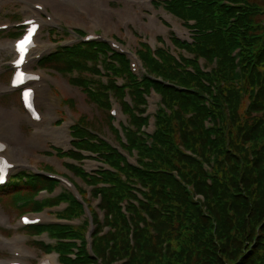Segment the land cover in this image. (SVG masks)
<instances>
[{"label":"trees","instance_id":"1","mask_svg":"<svg viewBox=\"0 0 264 264\" xmlns=\"http://www.w3.org/2000/svg\"><path fill=\"white\" fill-rule=\"evenodd\" d=\"M165 7L192 28V42L172 39L192 59L177 61L163 50L153 56L142 46L147 77L140 80L123 56L107 57L103 44H80L50 62L61 71L75 70L74 82L100 111L108 109L110 93L122 97L126 86L135 104L123 106L131 126L123 149L136 153V166L98 140L84 117L75 128L74 148L99 153L110 169L88 176L74 168L100 196L104 215L100 220L91 211V253L85 224L41 228L57 240L63 264H264V0H167ZM99 61L106 82L99 79ZM115 78L125 80L123 88ZM151 88L161 100L148 135L140 105ZM40 183L52 187L41 178L32 188ZM58 201L69 206L60 216L82 215L70 195L51 203ZM75 239L81 247L71 258L76 244L69 241Z\"/></svg>","mask_w":264,"mask_h":264},{"label":"rangeland","instance_id":"2","mask_svg":"<svg viewBox=\"0 0 264 264\" xmlns=\"http://www.w3.org/2000/svg\"><path fill=\"white\" fill-rule=\"evenodd\" d=\"M35 1L40 5H44L41 0H0V25L8 24L9 28L6 31L0 32V135L5 136L7 130L15 127L19 133L24 137H30L35 133V129L29 125L21 111L18 100V92L11 91L8 88L10 51L12 42L21 33V28L15 26L25 17L29 16L24 11L25 7L31 9L32 2ZM53 0H46L52 5ZM63 3L56 1V13L54 16L52 8L46 6L47 14L55 20L54 24L45 22L41 24L40 33L38 36V45L42 47L40 54L42 56L54 52L59 46H71L81 41V36L87 33L94 32L100 35L107 41H112V38L118 43L123 50L131 53L136 57L139 50V44L144 43L153 50L155 48H163L175 56L176 52L171 45L170 37L173 35L177 39L190 40L192 30L183 26V22L162 9L160 4L162 0H143L141 5L139 0H133L129 4L130 9L123 0H106L107 10L100 6L99 0H63ZM139 7L141 11L139 12ZM32 10V9H31ZM102 13H105L103 16ZM101 14L99 17L98 15ZM46 14H42L43 19H47ZM154 16L156 19V27L148 25L149 17ZM81 34V35H80ZM79 35V36H78ZM118 41V42H117ZM4 46L7 48L4 49ZM175 52V53H174ZM188 56L187 53H179ZM127 59L131 62L132 58L127 54ZM32 60L29 65V70L41 71L47 76V87L40 96V106L43 109L45 117L44 122L39 125L37 135L34 140V146L26 148L28 154H22L20 161L23 163L16 164L17 167L11 172L10 178L17 175V173L36 172L38 169L44 171H53L59 173L58 175L69 179L74 184L84 190V196H89V188L85 186L78 178L74 177L67 169L64 168L66 164L72 163L66 158H60L53 149H70V133L69 127L72 126L77 119L87 117L88 124L86 125L100 139L107 141L114 147H118L115 136L109 131L108 127L111 125L107 113L98 111L96 107L86 100V95L81 88L68 82L70 74H57L51 69H38V59L36 55L30 57ZM137 58V57H136ZM136 74L143 73L142 66L136 63ZM91 77V76H89ZM58 79L65 83L68 87L66 94H63L59 85L54 82ZM158 97L152 95L148 99L149 113H153L158 104ZM112 105L117 108V115L114 117L112 123L116 126L118 123L125 124L126 115L123 116L120 112L119 106L115 101ZM111 105V106H112ZM67 107V108H66ZM11 112L14 114H11ZM81 120V119H80ZM67 125V131H64V126ZM52 126L56 130L48 131V127ZM151 129V128H150ZM148 129V131H150ZM5 138V137H4ZM68 139V140H67ZM10 146L14 145V141L9 138ZM91 158L82 160L79 165L87 172L91 173L98 169L100 164L92 160V156L84 154ZM78 164V163H73ZM50 166V167H47ZM52 167V168H51ZM27 174V173H26ZM38 175H44L39 174ZM59 182V181H58ZM13 183L10 179V184ZM19 186H22L20 184ZM61 188H65L62 182H59L56 191L59 193ZM11 191L4 195L0 192V239L5 241V244L0 247V264H6L7 261L16 259V249H23L26 254L24 260L29 264H37L45 255L41 251V246H37L34 241H44L46 244H53L47 239L46 234L40 237H29L24 233L23 228L19 224L18 217L22 214L19 205L25 201L23 198L24 190ZM1 191V190H0ZM46 194L40 197H46ZM90 198V196H89ZM89 204L96 209L97 201L89 199ZM26 208V207H25ZM56 209H46L43 211L44 223L55 222L57 218L54 215ZM80 220H68L73 226L81 223ZM9 232V233H8ZM8 233V234H7ZM54 256V253L49 254ZM56 264H59L57 256L55 257Z\"/></svg>","mask_w":264,"mask_h":264},{"label":"bare ground","instance_id":"3","mask_svg":"<svg viewBox=\"0 0 264 264\" xmlns=\"http://www.w3.org/2000/svg\"><path fill=\"white\" fill-rule=\"evenodd\" d=\"M44 5H42V8L44 9V12L46 13V6H50L53 10V13H54V16L57 15L56 13V7L54 6L56 1H59V3H63L64 5V1L63 0H53L52 1V5L48 2H46V0H41ZM126 4H127V8H131L129 7V4L133 2V0H123ZM141 5H143V3L141 1L143 0H139ZM100 3V6L104 7L105 10H107V2L106 0H99L98 1ZM33 4H37L35 1L32 2ZM24 11L27 12L30 16L29 17H26L24 20H28L30 18H37L38 19V15H37V12L36 11H33L31 9H29L28 7H25L24 8ZM141 11L140 7H139V12ZM101 14L98 15V17L100 16ZM102 15L104 16L105 13H102ZM42 23H44L43 20H41ZM52 24L55 23V20L52 18V21H51ZM148 25H150V27H156V19L154 16L152 17H149V22H148ZM40 31V29H39ZM38 33H36V36H35V39L36 37L38 36ZM7 47L4 46V49H6ZM42 49V47H39V45L35 48L34 51V54H38L40 52V50ZM11 56L13 55V45L11 46ZM39 76H40V82L39 84L42 85V88L37 90L36 93H35V98H36V102L37 104L39 105V102H40V96L43 95L44 91H45V88L48 86L47 83H46V79H47V76L41 72H39ZM54 82L59 85L60 87V90L63 94H66L67 91L69 90L67 85L65 83H63L62 81L58 80V79H54ZM43 93V94H42ZM11 114H13L11 112ZM14 115V114H13ZM24 119L27 120V122L35 129V133H32L30 135V137H26L24 138L20 133L19 131L15 128V127H12L10 130H7L5 131L6 132V135L5 136H2L0 135V139L4 142V147H5V151L4 153L2 152L1 155L5 156L7 158V160L12 163V164H19V163H23V161H20V156H23L22 154L24 153L25 155L28 154L25 150L27 147L29 146H34V142H37L35 139L36 135H37V132H38V129H39V125L41 123H43V121H41L39 124L38 123H33L30 121V119L27 117V116H24ZM0 127H4V125L0 126ZM66 128H67V125L64 126V131H66ZM56 129L53 128L52 126H49L48 127V131L49 132H53L55 131ZM5 137V138H4ZM11 138L15 143L14 145L10 146V143L8 142V139ZM33 218V217H31ZM5 244V241L0 239V247H2L3 245ZM15 253H18V255L20 256L21 259L22 258V251L21 250H15L14 251ZM15 261L14 260H9L6 262V264H9V263H14ZM48 262L49 264H56L55 263V258L54 257H49L48 258ZM27 264V263H25Z\"/></svg>","mask_w":264,"mask_h":264},{"label":"snow or ice","instance_id":"4","mask_svg":"<svg viewBox=\"0 0 264 264\" xmlns=\"http://www.w3.org/2000/svg\"><path fill=\"white\" fill-rule=\"evenodd\" d=\"M31 23V22H29ZM36 26L32 25L31 28L28 29L27 34L17 43V50L20 53V59L16 61L17 65L23 63L24 60V54L27 52L28 47L31 44V37L33 33L35 32ZM25 79V75L23 72H17L16 81L17 83L23 82ZM29 95L28 92L25 93V96Z\"/></svg>","mask_w":264,"mask_h":264}]
</instances>
